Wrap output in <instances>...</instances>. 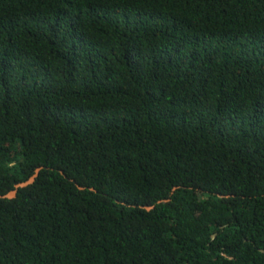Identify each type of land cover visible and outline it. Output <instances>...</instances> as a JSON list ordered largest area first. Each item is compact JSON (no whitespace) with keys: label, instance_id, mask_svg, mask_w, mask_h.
Instances as JSON below:
<instances>
[{"label":"trees","instance_id":"16d2710c","mask_svg":"<svg viewBox=\"0 0 264 264\" xmlns=\"http://www.w3.org/2000/svg\"><path fill=\"white\" fill-rule=\"evenodd\" d=\"M12 191L0 264H264V0H0Z\"/></svg>","mask_w":264,"mask_h":264},{"label":"water","instance_id":"95a60500","mask_svg":"<svg viewBox=\"0 0 264 264\" xmlns=\"http://www.w3.org/2000/svg\"><path fill=\"white\" fill-rule=\"evenodd\" d=\"M40 170H41V168H37L36 171H35V174H34V175H33L28 181L23 182V183H18V184H16V185H15V189L22 188V187H26L27 185L31 184V183L34 181L35 177L38 175V173H39ZM81 189H82V188H81ZM15 192H16V191H12V192H10L9 194L4 195V196L0 195V198H12V197L15 196ZM151 208H152V207H147V208H145V209H146V210H150ZM213 237H214V236H212V238H213Z\"/></svg>","mask_w":264,"mask_h":264}]
</instances>
